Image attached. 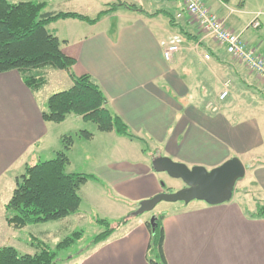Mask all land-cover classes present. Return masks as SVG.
Returning <instances> with one entry per match:
<instances>
[{
  "label": "crops",
  "instance_id": "0c3cea01",
  "mask_svg": "<svg viewBox=\"0 0 264 264\" xmlns=\"http://www.w3.org/2000/svg\"><path fill=\"white\" fill-rule=\"evenodd\" d=\"M25 1L45 2L48 12L91 19L115 4L112 0H15ZM137 1L120 0L123 5L95 25L78 19L49 25L63 53L76 61L70 72L55 74L64 84L61 91H46L56 70L43 72L47 81L40 89L30 88L17 71L0 74V248L16 238L4 212L16 178L27 165L54 159L64 149V138L72 136L67 171L93 175L98 179L94 183L107 180L121 200L114 198L112 203L124 204L131 214L144 200L184 188L181 180L167 188L161 184L165 173L155 172V158L168 157L209 171L240 159L247 172L230 202L175 203L172 211L160 213L166 214L165 256L168 264H264V219L252 217L264 202V81L203 32L181 0ZM201 1L229 30L242 34L248 48L264 57V0H246L244 7L239 0ZM180 13L183 17L177 19ZM258 13L263 14L260 28H249ZM171 43L180 51L167 61L164 51ZM71 74L90 75L98 82L107 107L145 141V152L141 142L115 132L96 129L89 131L94 134L90 140L79 137L88 128L78 116L61 124L44 120L49 98L72 87ZM228 82L230 95L219 103ZM210 104L218 111L213 112ZM78 146L92 152L76 153ZM132 217L108 241L69 264H149L150 218Z\"/></svg>",
  "mask_w": 264,
  "mask_h": 264
},
{
  "label": "trees",
  "instance_id": "16d2710c",
  "mask_svg": "<svg viewBox=\"0 0 264 264\" xmlns=\"http://www.w3.org/2000/svg\"><path fill=\"white\" fill-rule=\"evenodd\" d=\"M239 2L240 7H244L246 0ZM121 5V2L114 4L91 19L77 13L48 12L45 2L0 0V74L19 71L30 88L40 89L47 81L44 71L70 72L76 61L63 53L60 40L48 30V26L66 19H78L95 25ZM150 15L156 16L158 13ZM169 18L174 20L171 15ZM71 79L73 85L70 89L53 94L47 101L43 111L46 122L61 124L71 116H78L85 122L94 123L101 133L115 132L130 141L141 142L146 151L145 141L107 107V97L92 76L71 74ZM78 136L90 140L94 134L82 131ZM74 141L72 136L64 138V149L54 159L27 165L16 178L13 196L4 208L6 222L13 232L19 233L29 226L58 222L79 214L83 204L82 187L98 179L93 175L67 171L70 164L68 152ZM252 217L264 219V202L259 203ZM165 218L166 214H158L155 226L151 220L147 222L151 232L147 256L149 264H168L164 249ZM129 222L130 218L116 223L98 219L96 223L104 231L94 237L86 253L108 241ZM80 237V232L74 233L55 248L32 237L30 246L34 253L31 254H23L16 247L5 245L0 248V264H59L64 262L60 258L62 251L76 244Z\"/></svg>",
  "mask_w": 264,
  "mask_h": 264
},
{
  "label": "rangeland",
  "instance_id": "374dc122",
  "mask_svg": "<svg viewBox=\"0 0 264 264\" xmlns=\"http://www.w3.org/2000/svg\"><path fill=\"white\" fill-rule=\"evenodd\" d=\"M112 1L115 4H119L120 0ZM121 1L123 3L127 1L131 4H136L138 2L137 0ZM51 28L52 25L49 26L48 30ZM55 74H58V72L54 71V73L51 74V83L50 86L46 88V91L58 92L64 89V84L58 83L56 78L57 75ZM86 125L88 131L97 129V126L94 123L86 122ZM79 151L82 153H87L90 152L91 149L87 146H78L75 152L77 153ZM151 151H153L152 148L150 149V152ZM162 179L163 180L161 184L166 188L178 184L177 180L172 179L166 173L163 175ZM81 196L83 198V205L78 215L58 222L29 226L23 231L16 233V238L12 242L10 241L9 245L16 247L23 254H31L34 253V250L30 246L32 237H36L39 240L46 242L50 247L55 248L59 243L68 237L73 236L74 233L80 232L81 237L77 240L76 244H74L69 249L62 251L60 254V258L64 259V262L59 264H69L70 262L77 261L86 255V249H89L94 237L104 231V229L96 223L98 219H107L112 223H116L117 221L124 218H133L132 214L129 213V211L123 206L124 204L120 203V205H115L112 203L111 199L114 200V198H116L117 201L119 198L117 199L118 196L114 193L113 187L109 185L105 179L101 180L100 184L94 183L92 181L87 183L82 187ZM119 201L121 202V200ZM125 203L129 205L128 201ZM172 206L173 205H171V203L162 202L156 207L154 211L145 213L143 215L152 220L154 216L150 217L151 214H160L161 212L172 211Z\"/></svg>",
  "mask_w": 264,
  "mask_h": 264
},
{
  "label": "water",
  "instance_id": "95a60500",
  "mask_svg": "<svg viewBox=\"0 0 264 264\" xmlns=\"http://www.w3.org/2000/svg\"><path fill=\"white\" fill-rule=\"evenodd\" d=\"M153 169L157 173H166L172 179L181 180L184 188L174 192H163L140 203L134 217L152 212L162 203H184L194 201L206 202L209 205H221L230 202L238 181L246 176L247 167L238 158H233L221 166L207 170L203 167L189 168L174 162L168 157H157L153 160ZM156 217L151 220L155 226Z\"/></svg>",
  "mask_w": 264,
  "mask_h": 264
},
{
  "label": "built area",
  "instance_id": "2783aa9c",
  "mask_svg": "<svg viewBox=\"0 0 264 264\" xmlns=\"http://www.w3.org/2000/svg\"><path fill=\"white\" fill-rule=\"evenodd\" d=\"M190 18L195 20L203 32L215 40L218 44L225 47L227 53L241 64H244L252 73L256 74L264 81V57L255 50L247 47L242 34H237L229 30L224 21L214 14L201 0H181ZM263 14L258 13L250 24L249 28L259 29L261 26L260 18ZM183 13L177 15L181 19ZM180 51L177 44L171 43L164 51V57L171 61L175 54ZM209 58V56H207ZM230 95V83L225 84L224 90L218 96V102L222 103ZM213 112L218 111L217 106L210 104Z\"/></svg>",
  "mask_w": 264,
  "mask_h": 264
}]
</instances>
